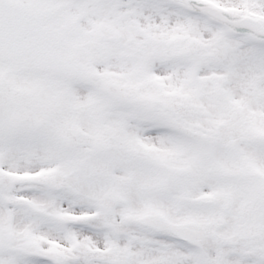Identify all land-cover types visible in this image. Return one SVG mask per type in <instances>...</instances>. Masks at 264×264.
I'll use <instances>...</instances> for the list:
<instances>
[{
    "label": "snow or ice",
    "instance_id": "1",
    "mask_svg": "<svg viewBox=\"0 0 264 264\" xmlns=\"http://www.w3.org/2000/svg\"><path fill=\"white\" fill-rule=\"evenodd\" d=\"M0 264H264V0H0Z\"/></svg>",
    "mask_w": 264,
    "mask_h": 264
}]
</instances>
